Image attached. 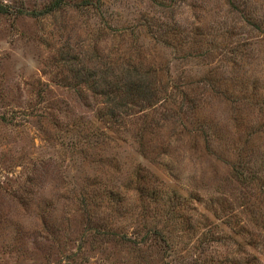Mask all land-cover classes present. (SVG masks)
I'll return each instance as SVG.
<instances>
[{
  "label": "rangeland",
  "instance_id": "1",
  "mask_svg": "<svg viewBox=\"0 0 264 264\" xmlns=\"http://www.w3.org/2000/svg\"><path fill=\"white\" fill-rule=\"evenodd\" d=\"M0 264H264V0H0Z\"/></svg>",
  "mask_w": 264,
  "mask_h": 264
},
{
  "label": "trees",
  "instance_id": "2",
  "mask_svg": "<svg viewBox=\"0 0 264 264\" xmlns=\"http://www.w3.org/2000/svg\"><path fill=\"white\" fill-rule=\"evenodd\" d=\"M1 10H2V8H1Z\"/></svg>",
  "mask_w": 264,
  "mask_h": 264
}]
</instances>
